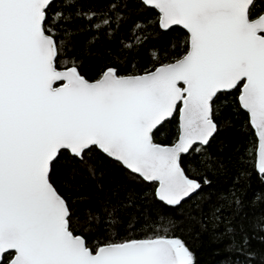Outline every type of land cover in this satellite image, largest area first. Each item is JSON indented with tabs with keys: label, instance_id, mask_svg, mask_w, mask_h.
Returning a JSON list of instances; mask_svg holds the SVG:
<instances>
[{
	"label": "snow or ice",
	"instance_id": "1",
	"mask_svg": "<svg viewBox=\"0 0 264 264\" xmlns=\"http://www.w3.org/2000/svg\"><path fill=\"white\" fill-rule=\"evenodd\" d=\"M144 2L162 28L187 30L186 54L140 76L108 69L93 83L74 66L58 70L57 42L45 29L50 0H0V264H194L176 238L93 249L71 230L50 171L65 152L83 161L99 150L179 205L200 188L181 154L209 144L218 93L239 90L264 174V15L253 18V0ZM176 113V142L154 143L153 130Z\"/></svg>",
	"mask_w": 264,
	"mask_h": 264
},
{
	"label": "trees",
	"instance_id": "2",
	"mask_svg": "<svg viewBox=\"0 0 264 264\" xmlns=\"http://www.w3.org/2000/svg\"><path fill=\"white\" fill-rule=\"evenodd\" d=\"M46 12V34L59 49L57 68L74 66L91 82L107 69L120 76L150 72L188 49L187 34L179 28L162 32L158 14L139 0H54ZM250 12L260 16L262 0H255ZM238 96L235 89L214 99L216 134L180 160L199 191L175 208L157 201L155 184L98 150L83 161L65 152L50 176L69 207L74 234L93 249L131 239L176 238L194 264H264V177L255 172L256 139ZM177 137V113L153 133L163 146Z\"/></svg>",
	"mask_w": 264,
	"mask_h": 264
},
{
	"label": "water",
	"instance_id": "3",
	"mask_svg": "<svg viewBox=\"0 0 264 264\" xmlns=\"http://www.w3.org/2000/svg\"><path fill=\"white\" fill-rule=\"evenodd\" d=\"M147 9H150V10H153V11H155L157 14H158V26H159V29L162 31V32H168L170 29H173V28H179V29H181V30H183L186 34H187V36H188V46H189V33L187 32V30L186 29H184L182 26H180V25H172V26H170V27H168V28H162L161 27V25H160V13H159V11L157 10V9H155V8H152V7H150V6H148L145 2H144V0H139ZM254 1L255 0H253V3H254ZM54 2V0H50V4H49V6L52 4ZM262 2L264 3V0H262ZM253 3H252V5H253ZM252 5H251V7H252ZM250 7V8H251ZM261 15H264V12L261 14ZM177 61V60H176ZM176 61H174V62H172V63H175ZM170 64V63H169ZM165 65H167V64H165ZM161 66H164V65H161ZM161 66H158L157 68H159V67H161ZM157 68H155L154 70H152V71H150V72H154ZM58 70H61V71H63V70H65V69H58ZM108 70V69H107ZM107 70H105L104 72H103V74L107 71ZM147 73H149V72H147ZM147 73H143V74H140V75H145V74H147ZM103 74L101 75V77L99 78V79H101L102 78V76H103ZM140 75H127V76H140ZM98 79V80H99ZM97 81V80H96ZM96 81H93V83L94 82H96ZM89 82H91V81H89ZM233 90H235V89H233ZM233 90H230V91H227V92H221V93H218L217 95H219V94H222V93H230V92H232ZM217 97V96H216ZM216 97H214L213 98V101H214V99L216 98ZM239 97V96H238ZM237 100H238V105H239V99L237 98ZM213 101H212V103H213ZM239 107H240V105H239ZM240 109L244 112V113H246L241 107H240ZM247 114V113H246ZM175 115V114H174ZM177 115H178V132H179V114L177 113ZM247 116H248V114H247ZM172 117H170L169 119H167V120H165L164 122H162L160 125H158L157 126V128L156 129H158L162 124H164L165 122H167V121H169L170 119H171ZM248 121H249V117H248ZM215 123V122H214ZM249 125H250V127H251V129H252V131H253V133H254V137H255V139H256V147H255V161H254V168H255V172L260 176V177H264V174H262V173H260V171H259V168H258V143H259V141H258V136H257V134H256V132H255V129L251 126V124H250V121H249ZM156 129H154L153 130V133H154V131H156ZM217 131V130H216ZM216 134V132L214 133V135ZM214 135L210 138V141H211V139L214 137ZM210 141H209V143H210ZM154 142V141H153ZM176 142V141H175ZM174 142V143H175ZM155 143V142H154ZM173 143V144H174ZM172 144V145H173ZM172 145H169L168 147H170V146H172ZM161 146H163V145H161ZM207 145H195L194 146V148L193 149H191L190 151H189V153L192 151V150H194L195 148H197V147H206ZM99 151V150H98ZM102 155H104L106 158H108V159H110L111 161H113V162H115V163H118L123 169H125L126 171H128L130 174H132V175H135V176H137V177H139L138 176V174H134V173H131V171L130 170H128L125 166H123L122 165V163H120V162H118V161H116L114 158H111V157H108L106 154H104L103 152H101V151H99ZM67 153V152H66ZM189 153H182L181 154V158L182 157H184V156H187ZM69 154V153H68ZM70 155V154H69ZM71 156V155H70ZM181 158H180V160H181ZM79 159V158H78ZM143 182H145V183H147V184H155V183H152V182H147V181H144L141 177H139ZM156 185V184H155ZM157 187H158V185H156V187H155V191H154V193H155V197H156V199H157V201H159L160 203H162L163 205H165L166 207H169V208H175V207H178V206H180L181 204H183L184 202H186V201H188L189 199H191L192 197H194L196 194H197V192L199 191V189L198 190H196V192H194L191 196H189V197H186L183 201H181V203L179 204V205H175V206H173V205H168V204H166L165 202H163V201H160L159 199H158V197L156 196V190H157Z\"/></svg>",
	"mask_w": 264,
	"mask_h": 264
}]
</instances>
